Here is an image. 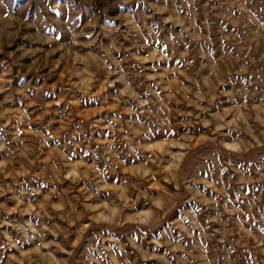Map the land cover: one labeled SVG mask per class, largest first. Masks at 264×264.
I'll list each match as a JSON object with an SVG mask.
<instances>
[{
	"label": "rangeland",
	"instance_id": "374dc122",
	"mask_svg": "<svg viewBox=\"0 0 264 264\" xmlns=\"http://www.w3.org/2000/svg\"><path fill=\"white\" fill-rule=\"evenodd\" d=\"M0 264H264V0H0Z\"/></svg>",
	"mask_w": 264,
	"mask_h": 264
}]
</instances>
